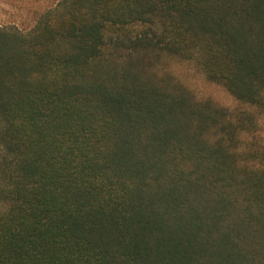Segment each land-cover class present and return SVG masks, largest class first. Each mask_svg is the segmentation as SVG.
<instances>
[{
  "label": "trees",
  "instance_id": "obj_1",
  "mask_svg": "<svg viewBox=\"0 0 264 264\" xmlns=\"http://www.w3.org/2000/svg\"><path fill=\"white\" fill-rule=\"evenodd\" d=\"M0 264H264V0L0 24Z\"/></svg>",
  "mask_w": 264,
  "mask_h": 264
},
{
  "label": "rangeland",
  "instance_id": "obj_2",
  "mask_svg": "<svg viewBox=\"0 0 264 264\" xmlns=\"http://www.w3.org/2000/svg\"><path fill=\"white\" fill-rule=\"evenodd\" d=\"M50 0H0V24L16 23L29 27L41 7ZM176 77L186 82L199 97H211L224 105H231L233 98L222 87L205 82L201 76L185 67L177 65Z\"/></svg>",
  "mask_w": 264,
  "mask_h": 264
}]
</instances>
